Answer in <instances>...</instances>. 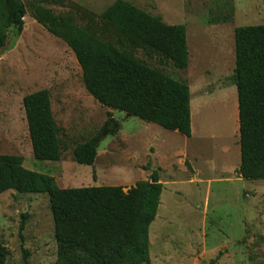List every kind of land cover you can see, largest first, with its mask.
Instances as JSON below:
<instances>
[{"label":"rangeland","instance_id":"1","mask_svg":"<svg viewBox=\"0 0 264 264\" xmlns=\"http://www.w3.org/2000/svg\"><path fill=\"white\" fill-rule=\"evenodd\" d=\"M21 1L23 29L9 28L0 52V153L21 155L26 168L53 176L59 187L126 191L157 169L163 188L149 227L147 264H264V179L236 174L238 100L230 81L234 29L264 24V0H126L166 23L185 25V70L141 51L136 56L188 83L189 137L100 104L85 89L72 50L31 16L35 0ZM68 1L100 14L114 0ZM43 88L63 146L56 161L33 157L22 104L24 95ZM97 132L102 139L93 164L75 162L73 147ZM0 241L5 264H55L46 193H0Z\"/></svg>","mask_w":264,"mask_h":264},{"label":"trees","instance_id":"2","mask_svg":"<svg viewBox=\"0 0 264 264\" xmlns=\"http://www.w3.org/2000/svg\"><path fill=\"white\" fill-rule=\"evenodd\" d=\"M46 3L67 9L57 11ZM25 14L21 0H0V52L8 29H23ZM31 16L72 50L85 89L100 104L191 135L188 83L136 56L141 51L185 70L189 52L184 24L166 23L126 0H114L100 14L68 0H35ZM234 46L230 81L238 100L240 162L236 174L243 179H264V24L235 27ZM22 104L33 157L61 159L63 146L49 91L28 93ZM101 139L97 132L75 145L74 161L93 164ZM162 188L157 169L126 191L113 185L59 187L53 176L26 168L21 155L0 153V193L14 190L48 196L57 243L55 264H147L149 227ZM21 216L20 231L27 215ZM6 260L0 241V264Z\"/></svg>","mask_w":264,"mask_h":264},{"label":"crops","instance_id":"3","mask_svg":"<svg viewBox=\"0 0 264 264\" xmlns=\"http://www.w3.org/2000/svg\"><path fill=\"white\" fill-rule=\"evenodd\" d=\"M190 89V88H189ZM159 181H160V178H159ZM163 184V183H162Z\"/></svg>","mask_w":264,"mask_h":264}]
</instances>
